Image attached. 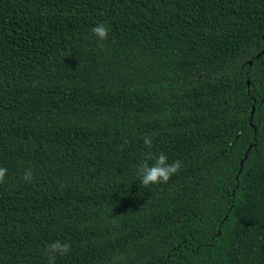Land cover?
Masks as SVG:
<instances>
[{
  "label": "trees",
  "instance_id": "obj_1",
  "mask_svg": "<svg viewBox=\"0 0 264 264\" xmlns=\"http://www.w3.org/2000/svg\"><path fill=\"white\" fill-rule=\"evenodd\" d=\"M0 167V264H264V0H0Z\"/></svg>",
  "mask_w": 264,
  "mask_h": 264
},
{
  "label": "clouds",
  "instance_id": "obj_2",
  "mask_svg": "<svg viewBox=\"0 0 264 264\" xmlns=\"http://www.w3.org/2000/svg\"><path fill=\"white\" fill-rule=\"evenodd\" d=\"M92 33L101 41L106 40L109 34V27L103 23L97 24L91 29ZM143 143L147 147H151L152 139L145 138ZM151 161V163H149ZM181 167L180 161L168 162V156L161 152L159 155H152L149 153L147 158L139 163L136 168L135 175L140 183L147 187L149 185H156L167 183L170 178L178 172ZM7 168L0 167V183H4L7 174ZM22 179L26 182H31L33 179V172L31 169L25 170ZM71 249L68 242L55 241L48 247L49 253L52 254H67ZM54 259V256H53Z\"/></svg>",
  "mask_w": 264,
  "mask_h": 264
},
{
  "label": "water",
  "instance_id": "obj_3",
  "mask_svg": "<svg viewBox=\"0 0 264 264\" xmlns=\"http://www.w3.org/2000/svg\"><path fill=\"white\" fill-rule=\"evenodd\" d=\"M258 57H259V55H258ZM249 64H251V62H249Z\"/></svg>",
  "mask_w": 264,
  "mask_h": 264
}]
</instances>
